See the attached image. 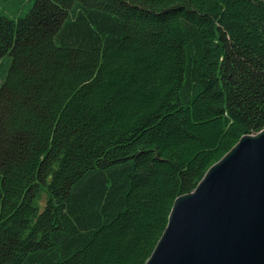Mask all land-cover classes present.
Returning <instances> with one entry per match:
<instances>
[{
    "label": "trees",
    "instance_id": "1",
    "mask_svg": "<svg viewBox=\"0 0 264 264\" xmlns=\"http://www.w3.org/2000/svg\"><path fill=\"white\" fill-rule=\"evenodd\" d=\"M2 61L0 264H143L264 126V0H0Z\"/></svg>",
    "mask_w": 264,
    "mask_h": 264
},
{
    "label": "water",
    "instance_id": "2",
    "mask_svg": "<svg viewBox=\"0 0 264 264\" xmlns=\"http://www.w3.org/2000/svg\"><path fill=\"white\" fill-rule=\"evenodd\" d=\"M143 264H264V126L173 199Z\"/></svg>",
    "mask_w": 264,
    "mask_h": 264
},
{
    "label": "rangeland",
    "instance_id": "3",
    "mask_svg": "<svg viewBox=\"0 0 264 264\" xmlns=\"http://www.w3.org/2000/svg\"><path fill=\"white\" fill-rule=\"evenodd\" d=\"M26 9H27V6L26 7L22 6L21 8H19V12L23 14L26 11ZM6 67H7V62L2 61V63H0V74L5 71Z\"/></svg>",
    "mask_w": 264,
    "mask_h": 264
}]
</instances>
